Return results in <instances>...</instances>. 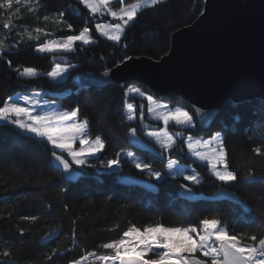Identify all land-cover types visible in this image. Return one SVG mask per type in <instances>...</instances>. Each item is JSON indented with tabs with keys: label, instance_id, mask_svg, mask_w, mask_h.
Wrapping results in <instances>:
<instances>
[{
	"label": "trees",
	"instance_id": "1",
	"mask_svg": "<svg viewBox=\"0 0 264 264\" xmlns=\"http://www.w3.org/2000/svg\"><path fill=\"white\" fill-rule=\"evenodd\" d=\"M16 5L13 4L11 12L0 15L5 21L11 16L12 23L10 30L0 31V35L7 37V49L0 54V105L18 92H64L59 97L60 106L70 110L79 105L78 117L88 120L91 137L100 135L105 139V150L98 156L107 160L114 158L121 148L132 150L127 142V122L123 119L126 86L111 84L75 89L71 84L72 74L101 73L130 56L158 60L167 53L171 34L198 18L203 0H163L154 8L145 9L126 28L119 43L108 41L94 32L90 14L78 0H39V6L33 12ZM15 7L18 12H13ZM73 10H78V14ZM61 11L64 12V20L72 24V31L66 24L55 23L56 14ZM45 16L49 17L47 21ZM85 21L92 28L95 44L85 46L78 43V50L71 53L39 54L35 51L36 46L46 39L78 33L85 26ZM37 27L44 32L37 34L34 31ZM25 29L27 32L24 33ZM20 32L24 33L22 38L17 35ZM27 33H31L33 38L29 39ZM37 35L39 39L35 38ZM55 63H70L76 67L63 81L54 82L46 77V73ZM27 67L36 69L38 75L20 78L18 73ZM139 88L149 93L147 89ZM128 100L140 105L137 98ZM182 105L190 112L187 104ZM214 132H221L229 168L237 173L239 179L231 185L216 181L207 173L205 166L187 162L182 143L178 142L183 151L172 157L182 164H190L202 179L200 185L191 186L193 193L200 197L186 200L179 196L181 189L177 185L184 183L181 179L155 182L156 194L120 184L119 177L127 174L154 182L136 170L127 158H122L119 169L110 171L93 160L96 167L76 169L77 179L67 182L52 164L47 151L49 145L46 147L14 126L0 124V264H68L84 250L96 249L103 242L119 238L129 222L137 226L156 221L175 225L177 221L198 222L206 216H219L230 231L250 232L264 220L261 215L264 213V183L246 182L244 179L249 172L253 177L264 176V156L253 152L255 147L264 151V101L227 102L207 130L195 124V128L189 131L194 136H209ZM133 152L137 157L152 162L156 170L166 171L162 167L166 164L165 159L152 161L149 154ZM65 188L66 191L63 190ZM220 190L230 198H217ZM24 216H37L39 219L32 222L22 219ZM115 224H119V228L110 231ZM73 229L75 240L72 238ZM53 232L57 235L42 243ZM53 249H59V254L49 261L47 256ZM4 251L10 255L5 257Z\"/></svg>",
	"mask_w": 264,
	"mask_h": 264
},
{
	"label": "snow or ice",
	"instance_id": "2",
	"mask_svg": "<svg viewBox=\"0 0 264 264\" xmlns=\"http://www.w3.org/2000/svg\"><path fill=\"white\" fill-rule=\"evenodd\" d=\"M161 2L162 0H134L131 3L126 0H78V3L88 10L92 20L110 17L111 21H115L114 23L97 22L94 25L95 32L99 36L115 43L121 42L126 28L138 14L145 9L156 7ZM14 3L20 4L21 0H0V10L11 12ZM25 3L33 5L29 7L30 12L36 11L39 6V0H25ZM16 11L18 12L19 9L17 8ZM73 11L74 14H78V10ZM56 17L55 23L66 24L67 29L72 31L73 26L64 20L63 11L56 14ZM48 19V16L44 17L45 21ZM3 28L6 30L12 28L11 16L4 22ZM34 31L37 34L44 32L39 27ZM27 34L29 39L33 38L31 33ZM17 35L22 38L24 33ZM46 35L50 34L46 33ZM35 38L39 39V35ZM78 43L79 45L96 43L92 28L88 26L87 21L78 33L59 39H47L36 47V51L71 53L78 50ZM5 47L4 40H0V53ZM131 59L124 57L116 67ZM8 63L11 66V61ZM74 67L76 66L70 63L66 65L55 63L46 75L53 81H59L64 79ZM112 71L111 68H107L102 75L107 77ZM19 75L36 77L38 73L36 69L27 67L19 72ZM124 96L126 99L123 103V119L127 122L128 142L140 143L151 154L152 161L162 162L167 158V163L162 164L166 171L156 170L152 162L143 160L133 151L124 148L116 152L114 158L100 159L97 154L105 150L106 141L100 135L91 137L87 119L78 120L79 105L70 110H61L55 102L44 100L40 92L9 96L0 105V124L4 127L14 126L22 133L30 134L46 147L51 145L47 151L57 162V167L62 168L61 174H68L66 179L69 181L76 178L71 175L74 169L96 167L93 160L98 161L99 166L105 170H116L121 167L122 158H127L141 174H146L155 181L171 178L173 181L182 179L189 182L178 184L177 187L183 190L182 194L192 193L193 188L190 185H200L202 179L194 168L190 170V174H186L189 171L187 166L181 165L178 159L172 158L173 154L183 151L178 141L186 145L187 154L194 157L195 161L205 163L217 181L231 185L239 179L237 173L229 168L221 132H215L208 139L191 135H187L185 139L186 132L195 127L193 115L188 109L180 106L170 107L168 103L155 100L152 95L146 94L135 85H129L124 91ZM128 97L146 99L148 116L157 124H162V127H157V124H146L145 105L142 103L137 106L128 102ZM196 111L199 112V109ZM137 120L140 124V134L149 141L147 144L140 140L138 128L133 126ZM148 127L154 130L144 131ZM253 152L258 156H264L261 147L253 148ZM244 179L255 178L249 172ZM261 182L264 183V180ZM261 215L264 216V213ZM22 219L35 222L39 217L24 216ZM118 228L119 224H115L109 230L114 231ZM49 235L51 236L52 233ZM72 238L76 239L75 229L72 230ZM66 251L70 250L66 249ZM58 254L59 249H53L47 260L51 261ZM3 255L7 257L10 253L4 251ZM68 264H264V220L250 232L240 233L235 230L230 231L228 225L222 223L219 216H206L198 222L177 221L175 225H165L156 221L137 226L129 222L119 238L103 242L97 245L96 249L84 250L83 254L69 260Z\"/></svg>",
	"mask_w": 264,
	"mask_h": 264
},
{
	"label": "water",
	"instance_id": "3",
	"mask_svg": "<svg viewBox=\"0 0 264 264\" xmlns=\"http://www.w3.org/2000/svg\"><path fill=\"white\" fill-rule=\"evenodd\" d=\"M202 12L191 25L171 34L169 49L158 60L130 56L131 60L111 68L107 77L102 75L104 72H77L71 77L73 87L136 84L155 98L187 104L202 130L208 129L227 102L264 101V0H204ZM140 140L149 143L141 137ZM128 144L134 151L150 154L140 143ZM51 161L62 173L57 162ZM67 175H63L67 182L77 179L75 169L71 174L75 179L69 181ZM254 178L245 181L264 180V176ZM118 182L150 194L157 192L155 183L139 176L127 174ZM182 193L183 190L180 197L184 199L195 198L193 192ZM221 193L222 190L217 198L230 197ZM56 235L57 232L47 235L42 243Z\"/></svg>",
	"mask_w": 264,
	"mask_h": 264
},
{
	"label": "rangeland",
	"instance_id": "4",
	"mask_svg": "<svg viewBox=\"0 0 264 264\" xmlns=\"http://www.w3.org/2000/svg\"><path fill=\"white\" fill-rule=\"evenodd\" d=\"M163 1V0H162ZM126 2H128V3H131V2H134V0H126ZM16 4V3H15ZM16 6H21V7H23L24 9H26V10H28L29 11V7H32L33 5L31 4V3H25V0H21V3L20 4H17ZM14 11H16V7L13 9V12ZM4 12L5 11H2V14L0 13V15H4ZM35 15L37 14L36 12L34 13ZM37 16V15H36ZM98 19H100V20H102L101 22H109V21H111V18L110 17H103V18H98ZM98 19H96V20H94V25H95V23H97V22H100V21H98ZM4 22H6L5 20H2V18H0V31L1 32H4V31H6V29H4V28H2L3 26H1V25H3L4 24ZM111 22H115V21H111ZM8 31V30H7ZM24 33H25V31H23ZM94 32H95V28H94ZM21 33V32H20ZM96 33V32H95ZM98 36H99V34L98 33H96ZM0 37H1V35H0ZM101 37V36H100ZM102 38H104V37H102ZM50 39H54V38H50ZM104 39H106V38H104ZM0 40H4V42H5V38H3V36L0 38ZM9 43V45H12V42L11 41H9L8 42ZM115 43V42H114ZM5 45H6V43H5ZM39 45V44H38ZM37 45V46H38ZM36 46V47H37ZM5 49H7V45H6V47H5ZM35 51H36V48H35ZM37 52V51H36ZM37 53H39V54H49V53H41V52H37ZM55 53V52H54ZM20 76V75H19ZM67 76V75H66ZM66 76H65V78H66ZM20 77H22V76H20ZM50 80H52L50 77H48ZM64 78V79H65ZM64 79H62V80H64ZM62 80H59V81H62ZM129 85H132V84H129ZM129 85H127L126 86V88L129 86ZM136 86V85H135ZM34 92H40L41 94H42V97H43V99L44 100H48V101H50V102H55V105L56 106H58L59 107V109H61V110H65V109H63L61 106H60V104H59V101H58V97H61L63 94H64V92L63 93H50V92H46V91H33L32 93H34ZM146 94H149V95H152V94H150V93H147V92H145ZM19 94V93H18ZM17 95V93L16 94H14V95H12V96H16ZM21 95H23V94H21ZM154 97V96H153ZM129 98H131V97H128V99ZM137 99H138V101H139V104H144L145 105V115H146V120H145V123L146 124H148V125H152V124H157V122L156 121H153L151 118H150V116H148V114H147V100L146 99H141V98H139V97H136ZM155 100H157V101H163V100H159V99H157V98H154ZM128 102H130L129 100H128ZM163 102H166V101H163ZM131 103H133V102H131ZM166 103H168L169 104V106L170 107H177V106H180V107H184L179 101H171V102H166ZM185 108V107H184ZM137 114H138V112H137ZM78 120H81V119H79L78 118ZM135 125H136V127L137 128H139L140 129V124H139V121L137 120L135 123H134ZM157 127H162V124H157ZM195 128V127H194ZM193 128V129H194ZM193 129H191V130H193ZM149 130H154L153 128H151V127H148V128H145L144 129V131H149ZM171 130H179V129H171ZM215 133V132H214ZM214 133H212V134H210L209 136H204V135H198V136H194V135H191L190 133H189V131L188 132H186V135H185V139H186V137H187V135H191V136H193V137H196V138H204V139H208L211 135H213ZM143 136V135H142ZM143 138L144 139H146V140H148L147 139V137H144L143 136ZM178 142H180V143H182V141H178ZM50 147H51V145H49ZM77 147H78V144L76 145ZM182 147L184 148V158H186L187 159V162H189V163H196V164H199V165H204L205 167H206V165H205V163H201V162H199V161H195V158L194 157H191L190 155H188L187 154V147H186V145H184L183 143H182ZM99 154V153H98ZM97 154V155H98ZM65 156L67 157V155L65 154ZM68 158V157H67ZM173 159H176V158H174V157H172ZM165 160H166V162H167V158H165ZM181 165H183V166H187V165H185V164H182V163H180ZM187 168L189 169V171L186 173V174H190V170L191 169H193V167L192 166H187ZM138 170V169H137ZM110 171V170H109ZM139 171V170H138ZM207 173L213 178V179H215V177H213L212 175H211V173H210V171H209V169L207 168ZM147 176V175H146ZM148 177V176H147ZM182 180V179H181ZM216 180V179H215ZM183 181V180H182ZM217 181V180H216ZM184 183H189V182H187V181H183ZM218 182H220V181H218ZM222 183V182H221ZM191 186H196V185H190V187Z\"/></svg>",
	"mask_w": 264,
	"mask_h": 264
},
{
	"label": "bare ground",
	"instance_id": "5",
	"mask_svg": "<svg viewBox=\"0 0 264 264\" xmlns=\"http://www.w3.org/2000/svg\"><path fill=\"white\" fill-rule=\"evenodd\" d=\"M88 87H91V86H88Z\"/></svg>",
	"mask_w": 264,
	"mask_h": 264
}]
</instances>
